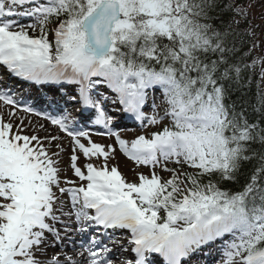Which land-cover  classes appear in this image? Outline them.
Instances as JSON below:
<instances>
[{
  "label": "snow or ice",
  "instance_id": "snow-or-ice-1",
  "mask_svg": "<svg viewBox=\"0 0 264 264\" xmlns=\"http://www.w3.org/2000/svg\"><path fill=\"white\" fill-rule=\"evenodd\" d=\"M25 4L35 24L13 19ZM252 7L253 0H0V65L37 85H75L70 99L108 129L98 134L151 169L128 182L109 165L113 145L93 141L68 114L34 112L0 90V107L11 106L7 120L0 111V264H186L217 242L218 264H264V57L246 62L264 44V28L250 19ZM245 37L251 46L241 52ZM257 65L250 119L229 100ZM109 102L156 130L122 138L109 128ZM20 110L70 138L68 166L79 184L62 177L61 137L35 134L47 133L43 124L23 134V118L13 123ZM245 164L253 166L241 183ZM61 227L65 236L100 227L130 236L126 244L92 236L79 259L46 258L64 239Z\"/></svg>",
  "mask_w": 264,
  "mask_h": 264
},
{
  "label": "rangeland",
  "instance_id": "rangeland-1",
  "mask_svg": "<svg viewBox=\"0 0 264 264\" xmlns=\"http://www.w3.org/2000/svg\"><path fill=\"white\" fill-rule=\"evenodd\" d=\"M264 15V0H253V7L251 9V13H250V19H253V23L254 24H261V28H264V22L261 21L260 17ZM261 28L256 29L257 33H261ZM255 54H256V58L258 57H264V44H261L260 47L255 49ZM260 67V65H259ZM263 87V85H262ZM13 123L14 125H16L17 123H20V118L17 119H13ZM164 123H167V121H164ZM151 129L154 128L152 126H150ZM155 129V128H154ZM114 143V142H113ZM115 144V143H114ZM104 145H109V143H104ZM116 147V145H115ZM119 149L116 147L115 152L112 154V156L109 159V165L112 166V164H110L111 162H113V160L115 162H117V166L119 167V170H122L124 173V178L126 180H128L129 178L131 180H135L133 182H138V178H137V173L142 172L145 175H148L151 171V169L149 168H145L142 165H137L132 163L130 160H128V158L126 156H124L123 153L118 152ZM127 160V162L125 161V159ZM67 160H64L61 164V167L64 169V172L62 173V177H66L67 179L69 177L72 178V173L71 170L69 169L68 163H69V157L67 155ZM103 158H101L102 160ZM93 162L95 163H99L96 161V158H93ZM121 162H125L126 164H123ZM84 163H86L83 160V156L82 154L80 155V160L78 161V165L81 166L83 168ZM157 171H159V169H157ZM121 173V171H120ZM161 175H166L164 173H161Z\"/></svg>",
  "mask_w": 264,
  "mask_h": 264
},
{
  "label": "trees",
  "instance_id": "trees-1",
  "mask_svg": "<svg viewBox=\"0 0 264 264\" xmlns=\"http://www.w3.org/2000/svg\"><path fill=\"white\" fill-rule=\"evenodd\" d=\"M245 41L246 42L241 47V52H247L250 47V43L248 42L249 41L248 37H245ZM253 55L254 53L252 51L251 54L246 59L247 63L251 64L252 60L254 59ZM259 72H260L259 65L256 66L254 71L249 70L245 72L244 74L245 81L247 80L248 76H251V83L249 84L245 82L239 87H234L231 93L230 100H229V103L235 102L237 106L243 104L245 107H247L250 119H253L256 116V114L252 112V105H255L257 102L256 82L259 79ZM252 166H253L252 164H245L244 167L242 168V175L240 177L241 183H243L245 178L250 174ZM228 187L238 188L239 185L229 184Z\"/></svg>",
  "mask_w": 264,
  "mask_h": 264
},
{
  "label": "bare ground",
  "instance_id": "bare-ground-1",
  "mask_svg": "<svg viewBox=\"0 0 264 264\" xmlns=\"http://www.w3.org/2000/svg\"><path fill=\"white\" fill-rule=\"evenodd\" d=\"M38 128V126H36L35 127V129H37ZM67 246V245H66ZM49 253V250L47 249V254ZM67 255H69V256H72V253L71 252H67Z\"/></svg>",
  "mask_w": 264,
  "mask_h": 264
}]
</instances>
